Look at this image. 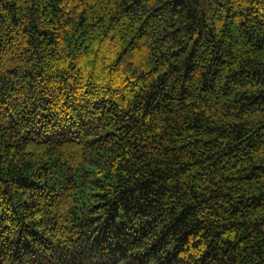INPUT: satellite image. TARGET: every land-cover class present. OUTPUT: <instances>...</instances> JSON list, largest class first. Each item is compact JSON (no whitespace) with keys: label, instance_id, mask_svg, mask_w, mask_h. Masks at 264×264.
Listing matches in <instances>:
<instances>
[{"label":"trees","instance_id":"16d2710c","mask_svg":"<svg viewBox=\"0 0 264 264\" xmlns=\"http://www.w3.org/2000/svg\"><path fill=\"white\" fill-rule=\"evenodd\" d=\"M0 264H264V0H0Z\"/></svg>","mask_w":264,"mask_h":264}]
</instances>
